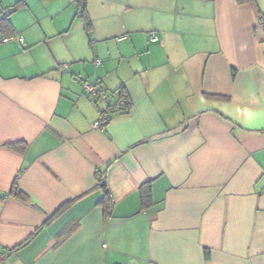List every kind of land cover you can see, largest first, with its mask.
I'll list each match as a JSON object with an SVG mask.
<instances>
[{"label": "crops", "instance_id": "obj_1", "mask_svg": "<svg viewBox=\"0 0 264 264\" xmlns=\"http://www.w3.org/2000/svg\"><path fill=\"white\" fill-rule=\"evenodd\" d=\"M80 1L0 0V264H264V0Z\"/></svg>", "mask_w": 264, "mask_h": 264}, {"label": "built area", "instance_id": "obj_2", "mask_svg": "<svg viewBox=\"0 0 264 264\" xmlns=\"http://www.w3.org/2000/svg\"><path fill=\"white\" fill-rule=\"evenodd\" d=\"M84 8V3L79 2L78 4V14H81ZM261 19V16H260ZM11 39V37H2L0 38V41H6ZM156 37L151 36V40H155ZM96 63L99 62L98 59L95 60ZM68 65H63V68L66 69ZM82 90L90 96L95 97L97 100H101L106 103L103 109L98 111V117L97 119L92 123L91 127L94 129H102L104 128L109 120V111L111 108H123L125 107L126 103L125 100L122 97H117L114 99L113 103H108L109 96L107 93H105L96 83L90 82V81H83L82 82ZM5 253V249H3L0 246V253Z\"/></svg>", "mask_w": 264, "mask_h": 264}, {"label": "trees", "instance_id": "obj_3", "mask_svg": "<svg viewBox=\"0 0 264 264\" xmlns=\"http://www.w3.org/2000/svg\"><path fill=\"white\" fill-rule=\"evenodd\" d=\"M80 1V0H79ZM238 3H242V2H248V1H252V0H236ZM19 2L16 3V5L13 6V10L15 8H17ZM86 24L88 25V22H86ZM121 94V95H120ZM118 97H122L125 100V107L120 108V110L122 109L123 111L125 110V108H127V104L128 102L126 101L125 97L122 95V93H119ZM11 147H14V145H10ZM95 180H96V187L102 189V197L100 198V200L98 201L100 204H102V206L104 207V211L106 212V214L109 213V207H110V201H109V197H108V191L106 189V178H105V169H96L95 170ZM139 191H140V199H141V204L142 206H147L149 204V190H148V186L145 185H141L139 186ZM9 194H11L12 196L26 201V195L24 194V192L18 187L16 180L13 181L10 190H9ZM0 254H5L0 253Z\"/></svg>", "mask_w": 264, "mask_h": 264}]
</instances>
